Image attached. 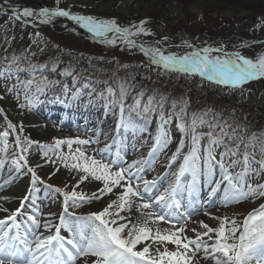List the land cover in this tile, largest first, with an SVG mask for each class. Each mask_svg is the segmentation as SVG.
I'll return each instance as SVG.
<instances>
[{"label":"snow or ice","instance_id":"1","mask_svg":"<svg viewBox=\"0 0 264 264\" xmlns=\"http://www.w3.org/2000/svg\"><path fill=\"white\" fill-rule=\"evenodd\" d=\"M0 11H3L2 7ZM57 17H66L74 21L79 27L86 29L93 38H100L102 44L115 46L120 43L128 50H138L147 58L150 66L161 71L187 76L198 75L208 82L232 88L264 78V54L253 60L246 58L239 51L227 52L223 45L203 47L182 55L166 54L160 47L138 42L135 38L151 35L145 27L147 21L131 26H121L115 19L105 20L90 15L74 14L59 7L41 8L39 12H34L30 8H24L23 11L11 9V19L15 21H20L21 18H32L42 24H50ZM160 43V41L155 42L156 45ZM185 44L189 48L192 47L188 42ZM213 53L217 55H212ZM45 67L46 65L39 66L41 69ZM55 67L54 64L53 70ZM36 70V65H30L28 69L21 68L18 59L13 57L6 66L0 68V78L7 80L17 75V83H20L18 73L23 71L35 73ZM73 71L67 68L64 74L73 75ZM113 76L115 77V74ZM76 78L73 76L74 83ZM34 82L31 79L26 81L25 87L31 86ZM47 83L45 77L41 84ZM103 83L105 88L98 93V96L105 101V109L119 110L117 135L121 130L124 132L130 130L133 134L148 132L152 117L154 115L157 117L156 133L148 152L149 158L127 163L126 153L122 154L121 151L123 142L116 137L113 138V142L119 145L116 157L107 162L102 158L97 159L96 155L88 154L83 146L94 142L89 139L79 137L55 139L53 145H40L43 156L48 157L49 152L55 153L61 145L66 144L69 153L58 154L57 160L63 163L65 168L82 174L79 176L76 187L88 180L102 183V187L97 189L99 195L93 193L94 199L99 200L105 195L112 194L114 190L119 191L115 192L116 199L112 200L107 207L101 211L91 212L87 216L76 217L73 222L69 217L74 213L69 212V207H79L81 201L91 203V199L87 198L83 192L76 191L75 188L71 192H64L63 189L48 184L47 188L63 195V211L58 217L59 224L53 225L50 221H45L41 225L37 219L39 209L33 207L32 212L35 215L28 214L24 223L29 227L22 232L17 216L22 214L21 210L25 208V201L31 199L32 204L35 205L32 193L37 183H44V181L37 175L35 169L29 166L26 155L31 145L37 142L26 138L22 146L20 137L17 136L15 143L21 154L14 156L12 165L17 173L27 169V172L31 174L32 187L29 189V194L22 198L20 207L12 211L5 219H0V264H77L80 258H85L83 264H200V261L209 260L212 264H264V204H260L258 208L249 212L242 221L228 217H212L220 220L216 228L198 221L204 231L197 232L193 228L194 239L184 235L191 212H186L184 224L176 227L166 214L156 211L157 207L179 209L181 203L177 199L178 194L187 192L191 198L198 191L201 180L213 185L210 195H215L223 185L224 195L221 203L225 206L250 198L253 200L264 198V183H252L253 179L264 176V146L259 149V159L256 158L255 151H249L250 147H255L259 139L257 135L255 133L249 135L247 128L240 124H229L228 121L221 120L215 115L210 117L208 111L189 113L188 104L184 100H169L168 97L155 93L145 98L146 94L143 90L133 94L135 85L128 80L115 78L112 82L105 80ZM88 87V84L84 85V88ZM15 88V85L6 88V92H14ZM37 91L42 89L38 87ZM69 91L70 89L65 85L64 94ZM92 92H95L94 88ZM92 92L88 93L89 97L92 96ZM82 94V89H76L72 94L73 99H78ZM129 97L132 101L130 104L127 103ZM0 99H3V96H0ZM25 99L27 105H20V107H31L34 103L33 98L26 95ZM138 120L142 123H138ZM173 120L176 121V128L182 134V138L176 151L169 158V170L177 163L178 157H181L186 142L188 151L182 155V161L177 171L173 173V180L169 182L168 187L159 191L157 180H146L142 173L146 165L150 167L154 163L156 154L162 153L172 142L167 126ZM15 127L8 122V128L14 130ZM8 136V131L0 132V142L3 144L0 151L4 153H7L9 147ZM205 140L207 142L202 143ZM74 144L77 147L73 151ZM109 148L110 145L106 144L98 152L103 154ZM49 162L56 163L50 159ZM4 164L5 161L0 159V168ZM37 167L40 165L38 164ZM237 168L239 171H233ZM51 175H55V172ZM217 175L219 179H216ZM186 176H190V180L183 183L182 178ZM11 182V180L5 181V184L10 185ZM4 186L0 185V188ZM154 189L155 193H153ZM149 193L152 195L145 198ZM137 200L140 201L136 204L137 211L144 216L142 224H132L126 217L120 215L125 209L131 210ZM0 211L7 212L8 209H0ZM205 215L211 216V213L206 212ZM118 220L125 222L118 223ZM156 222L170 223L172 229L161 231L157 228L153 232L149 224ZM41 226L49 234H37ZM61 229L70 232L71 237L66 238L61 235ZM13 230L15 234L10 235ZM29 234L32 235V239L28 238ZM148 240L161 245H174L176 250L169 251L165 246L164 251L157 248L153 255L150 251L151 244L137 249V245ZM208 241L213 242L209 244ZM201 252L202 256L199 255Z\"/></svg>","mask_w":264,"mask_h":264},{"label":"rangeland","instance_id":"2","mask_svg":"<svg viewBox=\"0 0 264 264\" xmlns=\"http://www.w3.org/2000/svg\"><path fill=\"white\" fill-rule=\"evenodd\" d=\"M134 1L120 0L117 3H110L106 0H0V6L21 11L24 8H30L34 12L44 7H59L74 14L90 15L105 20L115 19L121 26H131L141 21H147L145 27L150 31L151 35L146 37H149V39L167 36L173 39L172 41L190 40L201 46L214 45L212 47H220L221 44L217 43L224 41L230 47H234L228 49L225 47L229 46L223 45L224 50L227 52L239 51L242 55L253 60L264 54V42L262 41L264 40V6L257 4L261 0H244L247 4L239 6L241 8L238 12L217 13L194 8L193 15L191 13L187 15L180 7V10L175 9L170 16L168 15L171 17L170 19L164 18L160 21L148 15L149 11H151L149 6H144L145 9L139 7L138 10H136L135 6L133 9L134 13H131L129 5L131 2L133 4ZM210 10L213 9L211 8ZM185 27L187 29L184 31ZM199 29L201 30L198 31ZM135 39L146 45L160 47L166 54L182 55L193 50H199L194 45L189 48L185 41L184 44L160 41L161 43L156 45L155 42L146 41V39L143 40L139 37ZM214 40H217L216 44L209 43ZM212 55H217V53ZM13 57L18 59L21 68L28 69L30 65H36L37 70L35 73L30 71L18 73L20 83H17V75H13L7 80L0 78V96H3V99H0V120L4 124L6 131L9 132L7 138L9 146L16 144L17 136L20 137V141L23 144L26 138L37 142L31 146L35 149L36 157L41 163L46 165L45 171L48 172L49 177L51 176V178H46L47 180L44 183H37L35 191L32 193L35 205L32 204L30 199V209L26 211L27 213L24 216H20L17 219V222L21 223L22 232L29 227L24 222L27 220L28 214H34L32 212L33 206L39 209V213L42 216L44 215L45 217L46 214L50 216L46 221H50L53 225L55 221L59 222L58 217L63 211V195L47 188L46 185L48 184L57 185L64 192H71L75 188L76 191L83 192L87 198L91 199V203L79 202L84 207L83 211L75 212L79 213V216H87L91 212L101 211L112 200L116 199L115 192L119 191L114 190L112 194L105 195L99 200L94 199L93 193H97V189L102 187L101 182L88 180L76 187L77 182H73V180L66 182V179L63 178V174H69V171L78 176L82 175L74 170L65 168L63 163L57 160L58 154L67 155L69 153L67 145H61L55 153L49 152L48 157L43 156L40 145H53L55 139L76 137L89 139L94 142L83 146L88 154L96 155L97 159L102 158L107 162L116 157L119 147L118 144L113 142V138L116 137L123 142L121 151L122 154L126 153L125 159L127 163H131L133 160L149 158L148 152L153 143V136L156 133L157 117L154 115L148 125L149 131H154L153 133L133 134L130 130L127 132L121 130L120 134L117 135L116 125L119 119V110H106L104 107L105 101L98 96V93L105 88L103 81L115 78L125 79L135 85L133 94L143 90L146 94L145 98L155 93L164 95L169 100H184L188 104L189 113L208 111L210 117L215 115L221 120L228 121L229 124L236 123L246 128L249 125L239 120V114L253 105L257 107L258 103H263L264 101V89L254 93L246 86L238 89H231L232 87L225 85H218L217 87V84L208 82L198 75L184 76L176 72L161 71L150 66L147 58L138 50H128L120 43L115 46L102 44L100 39L91 37L84 29L74 25L66 17H57L50 24H42L38 20L29 23L15 21L10 16L0 14V68L6 66ZM54 64L56 65L55 70H53ZM40 65H46V67L41 69L39 68ZM67 68L74 70L73 75L64 74V70ZM113 74H115V77ZM73 76L77 77L75 83L73 82ZM45 77L48 82L46 85L41 84ZM30 79L35 82L31 86L25 87V82ZM85 84H88L89 87L84 88ZM14 85L16 86L14 92H6V88ZM65 85L70 89L67 94L63 92ZM193 85L197 86V89L201 92H195L194 96L191 97L189 92ZM38 87L42 91H37ZM93 88L95 92H92ZM76 89H82L83 94L78 99H73L72 94ZM89 92H92L91 97L88 95ZM26 95L33 98L34 103L31 107L25 106L22 108L20 105H27ZM50 102L60 104L58 108L61 109L54 119L41 117L39 114L41 112L50 115V111L47 108ZM131 102V97H129L127 103L130 104ZM193 102L195 106H191ZM195 102H198V104ZM59 116L62 118L78 117L81 120L78 121L77 125L68 127L67 131L70 133L60 134L51 130V127L58 126L55 121H60ZM37 120L42 122H36ZM8 122L16 126L14 130L8 128ZM262 123H260V126ZM250 126L254 128V133L258 137V131L261 127L254 124ZM167 127L172 142L162 153L156 154L154 163L150 167L146 165L142 173L143 178L146 180H157L159 191H163L164 188L168 187L167 178L177 171L179 163L182 161V155L188 151L186 142L181 157H178L177 163L169 170V158L176 151L182 134L176 128L175 120ZM202 131H207V129H202ZM34 135L38 139H32L31 136ZM97 140L99 141L98 143L95 142ZM206 142L205 140L202 143ZM106 144L110 145L109 150L100 154L98 150L103 149ZM261 146L264 145H258L257 141L254 148H249L250 152L255 151L257 159L260 158L259 149ZM76 147L77 145L74 144L73 151ZM13 150L11 147V151L0 154V159L5 161L14 152ZM49 159L56 161V163H50ZM57 169L59 170L57 171ZM233 171H239V169L237 168ZM53 172H55V175H51ZM11 173L13 174V169ZM4 175L5 178H9L10 174L5 173ZM163 175L166 178L162 179ZM216 179H219V175H217ZM188 180H190V176L184 177V183H187ZM58 183L60 184L58 185ZM252 183H264V177L253 179ZM212 186L204 183L203 180L199 184V188L203 190L204 197L198 200V209L194 211L189 209V212L192 211L191 218L187 220L186 224L187 237L189 238H195V233L192 231L193 228L197 232L204 231L198 221H203L210 227L216 228L219 226L220 220L212 217H228L242 221L249 212L258 208L260 204H264V198L254 200L250 198L239 203H229L225 206L221 203L224 195L223 185H221L220 190L215 195H210ZM155 192L156 190L154 189L153 193ZM150 195L152 193L147 194L145 198ZM48 198L50 199L45 203V206L49 209V214L43 204ZM221 210L223 211L222 215ZM156 211L160 214L166 212L169 220H181L174 222L177 226L184 224L185 216L180 212L183 209L157 207ZM69 212L74 213L73 209L70 208ZM206 212L211 213V216L202 215ZM120 215L126 217L132 224H142L144 221V217L136 212L133 205L131 210L125 209ZM79 216L74 214L69 219L75 222L76 217ZM124 222L118 220V223ZM149 227L153 229V232L157 229L153 223H150ZM160 230L164 231L163 229ZM68 233L70 236L72 235L70 232ZM124 234H127V229ZM28 238L32 239L33 237L29 234ZM212 242L208 241L209 244ZM146 244H151L150 251L153 255H155L157 248L160 251H164L165 246L169 251L176 250L174 245H161L153 243L151 240L137 245V249H142ZM199 255L202 256L203 253L201 252ZM200 264H212V262L210 260L200 261Z\"/></svg>","mask_w":264,"mask_h":264},{"label":"bare ground","instance_id":"3","mask_svg":"<svg viewBox=\"0 0 264 264\" xmlns=\"http://www.w3.org/2000/svg\"><path fill=\"white\" fill-rule=\"evenodd\" d=\"M55 116H52V118L54 119ZM58 118L60 119V121L59 120L55 121L56 124H58V126L51 127V130L53 132H56V133H60V134L70 133L69 131H67L68 127L69 126H75L78 123V117L62 119L59 116ZM36 122H42V121L37 120ZM42 129H45V128H42ZM3 131H6V129H5L4 124L1 123V120H0V132H3ZM21 145L23 146V143H21ZM2 147H3V144H2V142H0V148H2ZM11 147H12V149H14L13 150L14 152L6 158L5 164L3 165L2 168H0V185H5L3 188H0V209H5V208L8 209L7 212L0 211V219H5V217L8 216L12 211H15L17 208L20 207L21 200L25 195H27V189L31 185V174L27 172L26 168L23 169L19 173L15 172L14 166L12 165V159L14 158V156H19L21 153H20V149L16 146V144L10 145L8 147L7 151H11ZM2 153H4V152L0 151V154H2ZM26 155H27L29 166H31L35 169L37 175L43 181H46L47 180L46 178L49 177L48 172L45 171L46 165L41 163V161L36 157L34 147L31 146L29 149V152ZM21 163H23V162H21ZM38 164L40 165V167H37ZM12 169H13V174L11 173ZM8 172H10V173H8ZM5 173L10 174L9 178H5V175H4ZM63 178L66 179V182H70L71 180H73V182H77L79 179V176L77 174L69 171V174L68 173L63 174ZM9 180L12 181L11 184L10 185L5 184V181H9ZM172 180H173V176H169L167 178L168 183ZM59 184L60 183H58V185ZM54 187H57V185H55ZM4 198H6V199H4ZM49 199L50 198L46 199L43 203L48 214H49V212H48L49 209H47V207L45 206V203ZM138 203H139V201L137 200L136 203L133 204V206H134L136 212L140 216H142L140 214V212L137 211L136 204H138ZM30 205H31L30 201L28 200L25 203V208L21 210L22 214L18 215L17 219L20 216H24L27 213L26 211L28 209H30ZM69 208L73 209L74 214H76L77 216L80 214L75 213V212H80V211L84 210V207L81 206V204L79 207L70 206ZM194 208L196 209L197 206L195 205ZM145 211H148V210H145ZM186 212H189V209L187 207H185V209L183 211H181L182 215H184ZM222 212L223 211L221 210V215H222ZM164 214H166V212H164ZM202 215H205V214H202ZM205 216H208V215H205ZM40 217H42V218H40ZM142 217H144V216H142ZM48 218H50V216H48L47 214L44 217V215L42 216V214L39 213V218L37 215V219L41 222L42 225ZM170 220H173V219H170ZM175 221H181V220L175 219L173 222H175ZM57 222L58 221H55L54 225H58L59 223L57 224ZM153 225H154V227H157V228H160L163 230L172 229V224L167 223V222H156V223H153ZM176 227H180V226L176 225ZM62 231L63 232H61V235L65 236L66 238L71 237L65 229H62ZM37 234L47 235L49 233L47 230H45L41 226V228L38 230ZM184 235L188 236V232L185 231ZM83 260L84 259H78L77 263L83 264Z\"/></svg>","mask_w":264,"mask_h":264},{"label":"trees","instance_id":"4","mask_svg":"<svg viewBox=\"0 0 264 264\" xmlns=\"http://www.w3.org/2000/svg\"><path fill=\"white\" fill-rule=\"evenodd\" d=\"M106 1L110 3H117L120 0ZM258 3H260V5H264V1L262 0ZM178 4H181L183 11L189 14L192 7H197L203 10L213 8L214 10L212 11L217 13L238 12L241 8L239 6L245 5L247 3L244 0H135L134 3L132 4L131 2L129 6L131 13H134L133 9L135 6L136 10H138L139 7L141 9H145L144 6H149L151 11H149L148 15H151L160 21L162 18H166L168 15H170L173 10L180 9Z\"/></svg>","mask_w":264,"mask_h":264},{"label":"water","instance_id":"5","mask_svg":"<svg viewBox=\"0 0 264 264\" xmlns=\"http://www.w3.org/2000/svg\"><path fill=\"white\" fill-rule=\"evenodd\" d=\"M3 12H5V13H10V14H11V12H9V11H7V10H4V9H3Z\"/></svg>","mask_w":264,"mask_h":264}]
</instances>
